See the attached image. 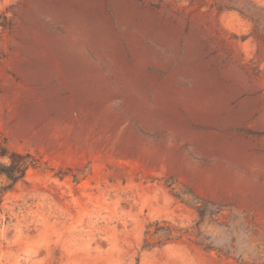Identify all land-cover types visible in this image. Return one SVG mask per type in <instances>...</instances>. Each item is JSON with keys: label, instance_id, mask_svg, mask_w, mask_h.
<instances>
[{"label": "rangeland", "instance_id": "rangeland-1", "mask_svg": "<svg viewBox=\"0 0 264 264\" xmlns=\"http://www.w3.org/2000/svg\"><path fill=\"white\" fill-rule=\"evenodd\" d=\"M0 136V264H264V0H0Z\"/></svg>", "mask_w": 264, "mask_h": 264}, {"label": "trees", "instance_id": "trees-1", "mask_svg": "<svg viewBox=\"0 0 264 264\" xmlns=\"http://www.w3.org/2000/svg\"><path fill=\"white\" fill-rule=\"evenodd\" d=\"M0 159H7L6 162L0 161V177L8 181L0 187V202L2 194L6 190L12 189L16 183L23 180L30 167L37 166V158L30 152H19L9 148L5 139L0 136Z\"/></svg>", "mask_w": 264, "mask_h": 264}]
</instances>
